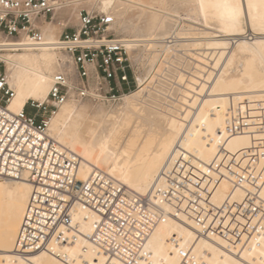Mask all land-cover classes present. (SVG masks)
I'll return each mask as SVG.
<instances>
[{
	"label": "bare ground",
	"instance_id": "6f19581e",
	"mask_svg": "<svg viewBox=\"0 0 264 264\" xmlns=\"http://www.w3.org/2000/svg\"><path fill=\"white\" fill-rule=\"evenodd\" d=\"M94 2L115 17L117 33L127 40L140 71L139 87L118 102L100 103L87 116L84 128L75 121L69 125L74 115L81 114L66 104L69 101L50 116L49 135L82 158L78 177L86 179L97 166L155 199L156 188L163 183L160 172L180 145L195 156L191 176L199 187L209 188L215 204L244 200L252 187H235L228 175L215 174L207 182L202 176L219 155L220 145L238 154L264 137L263 132L228 136L224 130L229 106L245 98H264V0H132L131 6L122 0ZM225 3L240 6L239 21L232 19ZM181 5L189 7L188 14ZM132 6L138 12L129 16ZM43 33L46 42L41 47L3 53L7 80L15 89L8 104L13 112L22 110L28 100H47L55 63H60L58 54L66 61L65 53L55 46L59 36L55 29L48 26ZM30 192L26 178L0 180V264H23L14 259L13 250ZM260 197L264 199V185ZM85 213L81 210L77 218ZM179 216L168 215L156 227L147 244L151 263L138 264H180L179 250L188 247L205 255L209 264H264V240L239 249L221 237L198 235L196 224ZM83 226L90 230L89 222ZM64 252L74 262L80 254L88 264L105 261L86 241ZM34 261L62 264L46 253Z\"/></svg>",
	"mask_w": 264,
	"mask_h": 264
},
{
	"label": "built area",
	"instance_id": "2783aa9c",
	"mask_svg": "<svg viewBox=\"0 0 264 264\" xmlns=\"http://www.w3.org/2000/svg\"><path fill=\"white\" fill-rule=\"evenodd\" d=\"M94 1L0 0V180L26 178L31 184L14 259L38 264L34 258L46 253L62 264H88L82 254L74 262L64 252L86 241L105 257L103 264L151 263L148 240L168 215L187 216L196 224L198 235L221 237L239 249L264 240V199L260 197L264 137L238 154L220 145L219 155L205 167L203 182L219 174L228 175L235 187H252L241 202L215 204L209 188L199 187L191 176L195 156L180 145L160 172L163 183L156 188L155 199L128 188L97 166L86 179L78 177L82 158L49 135L50 116L67 101L115 103L139 87L136 74L140 71L127 40L115 33V17L100 11ZM73 5H77V23L70 26L61 20L55 41L68 60L61 59L53 73L47 100H28L22 110L11 111L8 104L15 89L7 80L3 53L44 45L45 24H52ZM225 116L228 136L264 133V98L233 103ZM165 204L171 211L163 208ZM81 210L86 213L79 219ZM86 222L89 231L84 229ZM82 249L86 251L87 246ZM179 252L180 264H209L192 247Z\"/></svg>",
	"mask_w": 264,
	"mask_h": 264
},
{
	"label": "rangeland",
	"instance_id": "374dc122",
	"mask_svg": "<svg viewBox=\"0 0 264 264\" xmlns=\"http://www.w3.org/2000/svg\"><path fill=\"white\" fill-rule=\"evenodd\" d=\"M98 1H101V0H98ZM122 1L125 2V3H127V4H129V5L130 4L131 5L133 4V2H131L132 0H122ZM133 1H139V0H133ZM144 1H148V0H144ZM180 7H181L180 10L183 11V10L186 9L185 10V13H187V14L189 13V7L187 5H184V7L181 5ZM97 8L100 11H104V10H101L99 7H97ZM137 12H138V8L132 6L131 9L128 12V15L131 16L133 14H136ZM189 15H192V12ZM61 20L69 22V25L70 26H74L77 23V5H73V6L69 7V8H67L64 11V14L63 15L57 17L56 20L52 24H45V27L43 29H45V28H47L49 26V27L55 29V31L59 34V32L62 29L61 24H60L61 23ZM123 20H124V18H121L118 21L120 23ZM114 28H115L116 35L119 37V34L117 33V27L114 26ZM60 58H63L64 59V57L62 56V54L59 53L58 54V62H60V60H61ZM66 61H67V58H66ZM57 69H58V63L56 62L55 63V66H54L53 73ZM6 71H7V64H6ZM136 77H137V74H136ZM100 103H102V102H95V101H88V100L87 101H84V102H80V103H74V104L71 101L67 102L66 104H68L71 108H74L75 110L81 112V114L74 115V117L71 120V122H70L69 125L70 126H73V123L75 121V123H78L79 126H81L82 128H84L85 127V124H86V121L88 120L87 116H91L92 115V112H93V109L95 107H97L98 105H100ZM28 110H29V108H28ZM59 112H60V109L58 110L57 114ZM13 183H18V182L13 181Z\"/></svg>",
	"mask_w": 264,
	"mask_h": 264
},
{
	"label": "snow or ice",
	"instance_id": "6c2138e0",
	"mask_svg": "<svg viewBox=\"0 0 264 264\" xmlns=\"http://www.w3.org/2000/svg\"><path fill=\"white\" fill-rule=\"evenodd\" d=\"M224 7L229 8L231 10V16L234 21L240 20V6L234 3H225ZM251 8V5H249Z\"/></svg>",
	"mask_w": 264,
	"mask_h": 264
}]
</instances>
